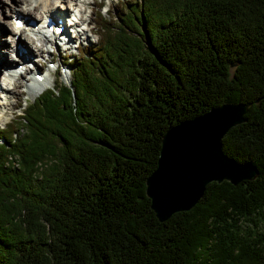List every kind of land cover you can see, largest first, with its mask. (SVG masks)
<instances>
[{"label": "trees", "instance_id": "trees-1", "mask_svg": "<svg viewBox=\"0 0 264 264\" xmlns=\"http://www.w3.org/2000/svg\"><path fill=\"white\" fill-rule=\"evenodd\" d=\"M125 6L69 85L0 128V264H264V0ZM226 103L249 109L222 151L256 178L160 223L145 181L164 134Z\"/></svg>", "mask_w": 264, "mask_h": 264}, {"label": "water", "instance_id": "water-1", "mask_svg": "<svg viewBox=\"0 0 264 264\" xmlns=\"http://www.w3.org/2000/svg\"><path fill=\"white\" fill-rule=\"evenodd\" d=\"M248 109L246 104L226 103L164 134L157 167L145 181L146 196L160 223L192 209L209 183L236 186L256 178L251 165L228 158L221 144L231 128L245 122Z\"/></svg>", "mask_w": 264, "mask_h": 264}, {"label": "rangeland", "instance_id": "rangeland-1", "mask_svg": "<svg viewBox=\"0 0 264 264\" xmlns=\"http://www.w3.org/2000/svg\"><path fill=\"white\" fill-rule=\"evenodd\" d=\"M2 1V0H0ZM11 1L12 0H3L2 2L5 5V8L7 9V12L9 14V16L7 17H3L2 13H1V8H0V42L2 44H0V81L3 80V76H4V72L5 70L3 69L2 71V66L4 65L5 62H7L8 64H12L14 66L18 65V66H23L22 61L18 60L17 62H14L11 56L15 57V44L12 43L13 37H14V33H13V28L11 25H9V21H10V16H12V14L10 15V5H11ZM16 2H19L21 4V9L23 13H26V9H28L30 6H28V4H22L23 2H20L18 0H15ZM66 0V5L69 4L70 2L74 1V0H70L68 1ZM91 2V0H88ZM93 4L88 8L87 10V14H85L86 18L90 19L91 25L90 27L92 28V30L94 31L93 33H87L88 34V40H86L85 38H78V40L73 43V45L70 47L69 51H59V52H53V53H43V55L40 53V50L42 49H38L37 47H34L33 44H31V49L33 50V53H35L36 55H34V59H36V66H38V69H41L43 71V69L47 66V62L46 59H48L49 62H53L55 63V65H59L62 62H64V64L68 61V59H72V57L74 56H78L80 53L78 52V50L75 48V46L79 43V51L82 49V47H91L95 44H97V36L96 34H100V24L103 22L102 19L108 23L111 22V19L113 20L115 17H119V18H124L127 12L126 3H129L130 0H92ZM7 2V3H6ZM59 2V1H58ZM57 0H55L52 4L56 6V4L58 3ZM62 2V1H61ZM60 2V3H61ZM34 6L37 5L36 2H33ZM70 6L72 7V5L70 4ZM1 7V6H0ZM52 7V5H51ZM109 7V12L106 13L105 10ZM59 8H55V11H59ZM53 10V9H50ZM72 9H70V13L74 12L76 13V10L71 11ZM43 13L44 11L41 13L40 11L37 13H34L32 16L33 18H39L38 21H41L43 19ZM20 15V19H24V15L19 13ZM27 15V13H26ZM34 19V21H35ZM37 22V21H36ZM61 25V24H60ZM98 25V28H97ZM112 25V24H111ZM81 28H83V26L78 27V30H81ZM98 31V32H97ZM31 34V32H29ZM69 33V32H68ZM71 35V34H70ZM16 37H19V35H16ZM26 35L23 33L22 38L26 39ZM23 42H27L26 40ZM5 44V45H3ZM28 45V43H27ZM26 47V46H25ZM30 47V45H29ZM28 48V47H27ZM50 50H53V48H51ZM79 53V54H78ZM42 58H39L41 55ZM39 55V56H38ZM44 62H43V61ZM32 64V62H29ZM63 64V67H64ZM28 67L30 64H28ZM24 66V68H26V66ZM44 65V66H43ZM4 68V67H3ZM35 72L34 69H30L29 72L23 73L22 77H20V82L23 83V85H21L22 87H19L18 89H14L11 92L12 93H7V94H2L0 93V128H5L7 130V126L8 124H12V127L15 128V124H13V122H16V126L18 125V121H19V116L24 108V106L27 105V103L32 102L36 97H33L31 95H26L24 93L25 90H27V86L25 87V84L27 85V83H31V79L34 76ZM71 79L68 70L65 68V73L63 75V73L60 71L59 68V75L58 76H53L51 75L49 77V87H52L54 85H57L58 83H69V80ZM30 81V82H29ZM1 85V84H0ZM18 92V97L16 96L15 92ZM1 92V91H0ZM7 100V102H6ZM27 100V102H26ZM6 102V103H5ZM18 106L15 109H10V104H17ZM7 111V112H5ZM18 118V120H17ZM264 230V229H263Z\"/></svg>", "mask_w": 264, "mask_h": 264}, {"label": "bare ground", "instance_id": "bare-ground-1", "mask_svg": "<svg viewBox=\"0 0 264 264\" xmlns=\"http://www.w3.org/2000/svg\"><path fill=\"white\" fill-rule=\"evenodd\" d=\"M2 1H0L1 13H2L3 17H7V16H9V14H8L7 9L5 8V5ZM18 1L23 2L22 4H26V5L28 4V6H30V7L28 9H26V11H25L27 13V15H26V13L21 12L22 7H21V4L19 2H16L15 0L11 1V5H10L11 7L9 8L10 9L9 12H10V15L12 14V16H10L9 25H11L13 28L14 37H13L12 43L15 44V48H14L15 57L11 56L12 60L17 59V60L22 61V62H25V61H28V63L32 62V64L34 65L33 68L38 69V66H36V64H34L36 59H33V56L36 54L33 53V50L31 49V44H33L34 47L38 48L37 43L33 39V37L36 35V33L34 32L35 27L37 28V26L39 27L41 24L44 25L46 23L47 19H50L53 21V20L64 18L66 16V14H68L70 12V9H71L70 4L72 5V7L74 9H77L76 14L77 13L79 14L78 25L76 26V28H78L80 26H83V28H81V30L77 29L76 33L74 35H72L71 37H69L70 41L67 44L61 46L59 51L60 50L64 51V52L69 51L70 47L73 45V43H75L78 40V38H85L86 40H88L87 39L88 38L87 33H93L94 32L92 30V28L90 27V25H91L90 19L85 17V14H87L88 8L91 7L90 4L91 3L93 4L92 0H91V2L88 0H74V1L71 0L72 2H70L67 5H66V0H57V2L58 1L59 2L56 4V6H55V4L54 5L52 4L55 0H18ZM68 1H70V0H68ZM33 2H36L37 5L34 6ZM51 5H52V7H51ZM55 8H59L60 10L58 9L59 11L56 12ZM50 9H53V10H50ZM39 11L41 13L44 11L43 19L41 21H38L39 18L38 19L33 18V20H32V17H33L32 15L36 12L38 13ZM19 13L24 15L25 27L22 29H16L15 28V16L18 15ZM73 16H76V15H73ZM34 19H35V22L37 21V24L32 25L31 23L34 22ZM54 30L55 29H53V32H54ZM29 32H31V34ZM23 33L27 36L26 39L22 38ZM27 33H29V34H27ZM38 33L39 32H37V34ZM16 35H19V37H15ZM72 38H73V40H71ZM23 39H24V41L26 40L27 42L26 43L23 42ZM27 43H28V45H27ZM0 44H2V43L0 42ZM79 44H80V41L75 46V48H78ZM3 45H5V44H3ZM29 45H30V47H29ZM38 49H40V48H38ZM40 53L43 54L44 53L43 50H40ZM33 68L26 67V68H24V70H22L17 75L18 67H15L14 65L8 64L7 62H5L4 65L2 66V71L4 69L5 72H4L3 80L0 81V84H1L0 85V91H1L0 93H2V94L12 93L11 92L12 90L18 89L19 87H22L21 85H23V83L20 82V77H22L23 73L29 72L30 69H33ZM26 86H27L26 87L27 89L32 90L30 83H27ZM34 92H35V94H38L40 92V89L36 88ZM15 94L17 97H18V95H20V94H18L17 91L15 92ZM6 102H7V100H6ZM9 106H10V109L12 110L18 106V103L17 104H10ZM5 112H7V111H5Z\"/></svg>", "mask_w": 264, "mask_h": 264}, {"label": "snow or ice", "instance_id": "snow-or-ice-1", "mask_svg": "<svg viewBox=\"0 0 264 264\" xmlns=\"http://www.w3.org/2000/svg\"><path fill=\"white\" fill-rule=\"evenodd\" d=\"M16 27H17V28H23V27H24L23 22L20 21V20H17V21H16ZM37 30H39V29H37ZM51 31H52V29H49V34L51 33ZM55 31L59 32L60 30H59V29H55Z\"/></svg>", "mask_w": 264, "mask_h": 264}]
</instances>
